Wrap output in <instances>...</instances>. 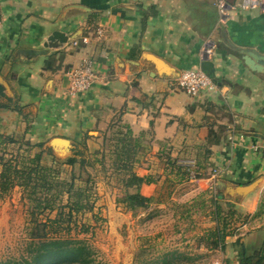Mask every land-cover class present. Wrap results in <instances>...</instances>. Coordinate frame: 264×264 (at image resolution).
<instances>
[{
	"label": "crops",
	"instance_id": "1",
	"mask_svg": "<svg viewBox=\"0 0 264 264\" xmlns=\"http://www.w3.org/2000/svg\"><path fill=\"white\" fill-rule=\"evenodd\" d=\"M215 3L0 0V78L5 84L0 86V156L17 158L20 166L23 159L40 155L41 166L76 183L80 166H96L86 155L102 156L95 145L111 128H119L138 145L135 174L151 180L139 188L150 204L117 214L122 223L131 214L135 238L143 244L139 257L150 247H175L165 228L159 229V220L166 218L186 221L180 232L190 236L183 242L191 241L195 252H220L223 264H238L243 249L251 253L264 245V158L251 150L264 143V73L245 59L247 53L264 55V9H237L220 26ZM54 31L64 34L66 43L45 48ZM207 39L215 46L211 61L218 92L192 98L170 82L185 70L200 69L199 52ZM85 59L93 63L97 79L88 92L72 97L66 72ZM55 138L71 143V155L50 148ZM70 158L76 163L68 164ZM189 169L196 180L182 173ZM258 179L259 186L244 197L216 190L217 182L236 187ZM168 187L169 194L161 195ZM11 193L20 200L22 189L15 185ZM216 206L228 223L246 217L238 228L228 225L222 250L207 240L219 227ZM262 218L263 227L252 230L250 222Z\"/></svg>",
	"mask_w": 264,
	"mask_h": 264
},
{
	"label": "rangeland",
	"instance_id": "2",
	"mask_svg": "<svg viewBox=\"0 0 264 264\" xmlns=\"http://www.w3.org/2000/svg\"><path fill=\"white\" fill-rule=\"evenodd\" d=\"M110 145L109 134L104 137V140L95 145L103 153L104 163L102 166L98 163L101 155H86L87 158H90V162L96 161L94 163L96 166L93 168L86 166L84 171L80 169V178L76 181L77 186H75V189L80 188V190H85L89 193L88 206L91 209H83L78 213H73L70 224H67L68 219L65 216L63 218V229L67 226L70 231L61 237L84 241L92 250L93 258L100 264H144L145 260H148L150 264H209L213 260L222 259L220 252H195L194 244L190 243L191 241L187 242L184 240L183 242V239L188 238L190 234L186 237V234L180 232V230L184 229V226L187 227L189 224L181 220H177L174 223L171 218L159 220L161 224L159 229L165 228L167 238L175 242V247H150V250L147 251L145 249L143 256L139 257L142 253L139 248L143 244L142 241L135 238L136 232L132 229L131 214L127 213L123 223L120 217H117L119 212L128 211L122 207V204L118 203L123 193L117 175L111 168ZM88 179L90 181L86 184ZM48 182H50L46 187L48 191L40 188L39 190L42 191H39L35 198H39V201H47L53 206L52 210L42 209L45 204H42L40 209H35L36 203L31 201L28 193H24L23 190L20 200L19 196L17 197V195L11 193L13 188L0 198V261H19L22 258H27L31 242L29 231L33 228L35 220L43 223L47 218H56L59 212L66 214L68 211L67 207H64L68 203L66 195H59L56 198L67 187L56 185L59 181H55V179L53 181V179L49 178ZM97 182L102 185L99 190L95 184ZM170 190V188H163L161 195H167ZM101 192H104L102 195L103 205H99L101 203L98 202V195ZM71 199L76 200L77 198L72 196ZM178 207H180V204L177 205L175 210L181 212ZM259 210L261 209L259 208ZM245 218L242 216L232 217L230 228H238V225ZM173 223V227L169 228L167 226ZM250 223L252 230L262 228L263 218ZM81 228H87V232H82ZM196 256L199 257L196 258Z\"/></svg>",
	"mask_w": 264,
	"mask_h": 264
},
{
	"label": "trees",
	"instance_id": "3",
	"mask_svg": "<svg viewBox=\"0 0 264 264\" xmlns=\"http://www.w3.org/2000/svg\"><path fill=\"white\" fill-rule=\"evenodd\" d=\"M51 60L52 58L48 59L46 63L47 68H51L53 61ZM0 94H2L1 87ZM109 131L111 143L109 147V156L112 159L111 168L117 175L123 193L118 203L122 204V207L126 211L145 209L150 204L151 199L143 197L139 192V188L143 184L150 183L151 180L148 177H139L134 172L135 148L138 145L128 139L127 134H122L119 128L113 127ZM8 143L11 142L9 141ZM77 156L81 158V154H77ZM103 158L104 156L102 155L101 159L98 161L100 166L104 163ZM40 161V155H36L32 159H23L20 161V166H18L17 158L12 156L10 159L3 160L2 156H0V164L2 165V171L0 173V198L6 195L16 185L21 187L24 193L27 192L31 201L36 203L35 209H40L42 204H45L42 209L52 210L53 206L47 201H39V198H35L37 193L42 191L39 190L40 188L48 191L46 187L48 183H50L48 182L50 178L53 179V181L54 179L55 181H59L56 185L67 187V189L64 192H60L56 198L59 197V195H66L68 203L64 207H67L68 211L66 214L59 212L56 218H47L43 223H39L37 220H35V222L32 221L34 222V226L29 231L31 242L27 258H22L19 261H0V264H100L93 258L92 250L84 241L61 237L70 231V228L67 226L63 229V218L65 216H67L68 219L67 224H70L72 222L71 218L73 213H78L83 209H91L88 206L89 193L85 190H80V188L77 190L75 189L77 184L74 181V177H71L69 180L59 179L56 169L41 166ZM66 162L73 165L76 163V160L75 158H70ZM83 162L85 163L84 159L81 160V165L84 164ZM95 162L96 161H94V163ZM80 167V169L84 168V166ZM89 167L93 168L95 166ZM182 173L188 177L187 171H182ZM89 181V179L86 180V184H88ZM72 196L77 199L72 200ZM219 208L220 207L216 206L215 210L217 216L216 221L219 227L217 226L213 232L207 235V240L214 249L220 248V250H222L225 238L228 236L225 230L230 227H228L230 223L226 221L230 218H223ZM228 216L230 217V215ZM81 230L82 232H87V228H81ZM233 232L234 231H231L228 234H235ZM238 264H264V245L262 244L251 253L243 249L239 253Z\"/></svg>",
	"mask_w": 264,
	"mask_h": 264
},
{
	"label": "built area",
	"instance_id": "4",
	"mask_svg": "<svg viewBox=\"0 0 264 264\" xmlns=\"http://www.w3.org/2000/svg\"><path fill=\"white\" fill-rule=\"evenodd\" d=\"M215 7L219 14V25L223 26L230 18L232 13L237 9L253 10L264 9L263 0H235L230 3L229 0H216ZM101 30L96 31V35H101ZM83 44L88 43L87 38H82ZM77 46V42L72 43ZM214 43L211 39H207L199 52L200 62L211 61L214 55ZM68 78L67 93L74 97L88 92L94 85L97 75L93 68V63L85 59L79 65L71 68L66 72ZM170 86L178 91L184 92L189 97H196L200 93L217 94L218 86L214 78L210 77L200 69L185 70L175 80L170 82ZM253 153L258 154L264 158V143H258L251 147ZM188 177L191 180H196L195 172L190 169L187 170ZM217 170H213L211 177H215ZM209 264H223L221 259H216Z\"/></svg>",
	"mask_w": 264,
	"mask_h": 264
},
{
	"label": "water",
	"instance_id": "5",
	"mask_svg": "<svg viewBox=\"0 0 264 264\" xmlns=\"http://www.w3.org/2000/svg\"><path fill=\"white\" fill-rule=\"evenodd\" d=\"M66 41L67 38L64 36V34L58 31H54L48 37L47 42L44 46L45 48L56 49L60 47L62 44L66 43ZM247 56L248 57H245V59L247 61H250V64H252V66L255 68L254 70H258L259 72L264 73V55L255 56V54L253 53H247ZM199 68L201 71L205 72L210 77L214 78L215 68L212 61L200 62ZM0 86L5 87V84L3 83L1 78H0ZM54 147H61L64 149L62 156H64L65 154L71 155L72 145L68 140L58 139V138L52 139L50 142V148L53 149ZM260 182L261 180L258 179L248 185H241L236 187L226 185L223 182H217L216 190L221 192L223 196H228L230 198L244 197L252 193L259 186Z\"/></svg>",
	"mask_w": 264,
	"mask_h": 264
}]
</instances>
